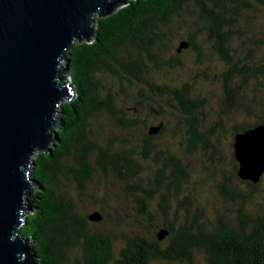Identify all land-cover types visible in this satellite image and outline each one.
Segmentation results:
<instances>
[{
  "label": "trees",
  "instance_id": "trees-1",
  "mask_svg": "<svg viewBox=\"0 0 264 264\" xmlns=\"http://www.w3.org/2000/svg\"><path fill=\"white\" fill-rule=\"evenodd\" d=\"M258 5L264 6V0H130L108 16H97L92 38L74 42L65 62L66 66L70 65L73 97L58 109L57 124L52 129L57 133L55 142L36 154L31 168L36 188L28 196L32 210L26 215L20 235L32 242L34 264H150L153 258L162 262L187 260L193 264V252L198 250L204 252L207 264H264V213L255 215L242 207L234 219L220 215L216 224L208 227L202 223L205 212L198 209L192 216L190 211L184 223H178L179 208L189 203V196L174 210V220H170L172 204L168 196L159 204L161 216L147 214L144 207L142 212L148 220L160 217L161 228H166L169 234L164 240H159L157 234L153 239L135 235L125 248L123 259L113 263L112 238L104 232L88 231V219L77 212L61 184L64 177L84 188L96 171V166L91 164L93 154L97 156V166L105 171L115 170L122 178L140 170L132 159L131 150L125 148L111 153L109 147L94 139L90 119L101 111L116 118L123 127L139 124L137 118H125L127 110L117 105L118 92L104 83L102 75H110L121 84L140 85L134 103L138 112L148 108V114L162 113L158 105L149 102L147 90L160 97H170L172 106L189 117L188 148L194 149L203 142V150L211 151V158L218 159L217 145L211 144L199 131L196 114L202 100L190 97L188 84L181 87L155 84L150 79V71L182 66L180 56L186 49L195 52L197 61L203 63V46L209 45L229 66L223 74V112L238 105L240 86L233 87L230 83L237 74L242 76L243 83L258 77L256 83L264 87V53L259 60L242 65L230 54L233 37L248 32L250 13ZM184 27L190 28L187 36L181 31ZM177 40L187 41L189 46L179 52L178 45L175 53L166 56L164 50L170 49ZM255 44L264 46V39L255 40ZM253 51L250 49L247 57ZM120 92L126 93L123 85ZM244 107L246 113L256 119L235 124V134L264 124V88L259 91V98L255 97ZM219 128L223 125L216 123L208 132L213 134ZM166 129L165 125L163 132ZM144 149L145 156L152 151L148 144ZM68 160L75 166L67 167ZM233 164L234 176L239 178L234 155ZM167 167L174 168L170 176L165 175ZM161 172L163 179L157 180L158 185L169 177L172 180L169 188L176 191L178 180L187 178L182 161L173 155L166 158ZM261 180L258 183L242 181L253 193ZM220 189L237 205H243L239 202L246 200L240 193L242 190L229 189L225 184H221ZM144 192L152 194L150 189ZM164 242L166 246L162 247Z\"/></svg>",
  "mask_w": 264,
  "mask_h": 264
},
{
  "label": "rangeland",
  "instance_id": "rangeland-1",
  "mask_svg": "<svg viewBox=\"0 0 264 264\" xmlns=\"http://www.w3.org/2000/svg\"><path fill=\"white\" fill-rule=\"evenodd\" d=\"M250 14L248 32L241 36L235 35L232 39L233 48L230 54L235 57L236 61H240V65L244 62L257 61L264 53V46L255 44V40L264 39V6H256ZM189 29L182 28V34L187 36ZM179 43L180 40H177L170 49L164 50L163 53L168 57L171 56L176 52ZM203 47L205 52L203 63L197 61L195 52L186 49L180 56L182 66L171 70L151 69L150 79L155 84L171 87L188 84L191 88L190 97L202 100V105L199 106L196 114L199 120V131L211 144L217 145L218 159L217 157L211 158V151L203 150V142L198 143L194 149H189L187 145L190 137L188 115L174 108L170 97H160L152 90H147L151 98L149 102L154 106L158 105L162 113L160 115L147 114L146 124L157 125L161 121L167 124V129L151 144L152 151L148 156L144 154L145 145L142 136L146 128L142 123L136 127H123L106 111H101L90 119L94 139L109 147L111 153L125 148L131 150L132 159L140 166V170L134 175H126V178H122L115 170L105 171L97 166L95 164L96 155L93 154L91 164L96 166V171L87 180L84 188H80L72 179L63 177L61 180L64 192L73 200L80 215L88 219L93 212L101 214L102 218L99 221L88 219V231L104 232L112 238L113 263L121 258L122 250L127 247L131 239L135 238V235H142L147 239L156 237L161 229L162 220L160 217H155L149 221L142 209L145 207L147 214L161 216L159 204L162 203L164 196H168L172 204L170 220H174L173 212L184 202L186 196L190 197L189 203L179 208L177 222L181 224L185 222L190 211L192 216L198 209H203L205 212L203 216L205 219L202 223L208 227L214 226L216 218L220 215L234 219L237 210L242 207L255 215L264 213V175L259 187L252 193L246 183L234 176L233 171L234 126L255 121L256 117L247 114L244 105L252 103L255 97L259 98V91L264 87L256 83L258 77L250 78L243 83L242 76L237 74L230 83L233 87L240 86L238 105L231 106L223 112L222 101L225 95L223 74L229 66L219 58L211 46L204 45ZM250 49L254 51L247 57ZM66 77L71 82L70 75L66 74ZM102 80L114 92H118L117 105L124 106L127 110L125 118H140L142 113L148 111V108H144L145 111L141 113L134 110L140 85L128 82L121 84L110 75H102ZM122 85L126 90L125 94L119 93ZM216 123H221L223 128L209 134L208 131ZM170 155L179 158L187 171L186 180L177 182L178 191L169 188L172 181L169 177L161 183V186L157 181L163 179L161 168L164 167L165 160ZM65 164L67 167L75 166L70 160ZM173 169L172 167L165 168V175L170 176ZM221 184H225L229 189H239V192L242 190L240 193L243 194V200H246H241L239 203L243 205H237L227 198L220 189ZM144 189H150L152 194H147ZM34 190L35 187L33 192ZM143 201L145 206L142 204ZM30 212L31 210H28L26 215ZM234 223L235 221L232 224ZM161 245L166 246V242ZM150 264H189V262L187 260L185 262H162L153 258ZM193 264H207L202 250L193 252Z\"/></svg>",
  "mask_w": 264,
  "mask_h": 264
},
{
  "label": "water",
  "instance_id": "water-1",
  "mask_svg": "<svg viewBox=\"0 0 264 264\" xmlns=\"http://www.w3.org/2000/svg\"><path fill=\"white\" fill-rule=\"evenodd\" d=\"M130 0H0V264H34L32 242L20 235L36 188L31 168L56 140L57 112L73 97L64 65L77 40L95 34L105 17ZM182 41L178 51L187 48ZM162 124L152 127L157 133ZM239 178L264 175V124L234 136ZM102 216L93 212L89 220ZM169 234L157 232L159 240Z\"/></svg>",
  "mask_w": 264,
  "mask_h": 264
},
{
  "label": "flooded vegetation",
  "instance_id": "flooded-vegetation-1",
  "mask_svg": "<svg viewBox=\"0 0 264 264\" xmlns=\"http://www.w3.org/2000/svg\"><path fill=\"white\" fill-rule=\"evenodd\" d=\"M142 89H144V88H142ZM135 111L137 110L136 108L134 109ZM138 111V110H137ZM145 111V110H144ZM141 112H143V110L142 111H139V113H141ZM144 113H145V115H144ZM144 113H142L141 115H140V118H137L138 120V123L140 124V123H142L143 125H145V128H146V130H145V132L143 133V136H142V141H143V143H144V145H146V144H148L149 145V147L151 148V144L153 143V141L157 138V137H159L160 135H162L163 134V128H164V126L166 125L167 126V124H166V122L165 121H161V122H159L157 125H147L146 123H147V121H146V115L148 114V112L146 111V112H144ZM149 115H151V114H149ZM160 115V114H159ZM160 124H162V126H161V128H160V130L157 132V133H155V134H151L150 133V129L152 128V127H156V126H158V125H160ZM146 151H145V149H144V153H145ZM96 158H97V156H95V160H96ZM95 163H96V161H95ZM127 247H128V245H127ZM126 249H123L122 250V256H121V258L119 259L120 261L123 259V252L125 251ZM118 260V261H119Z\"/></svg>",
  "mask_w": 264,
  "mask_h": 264
}]
</instances>
